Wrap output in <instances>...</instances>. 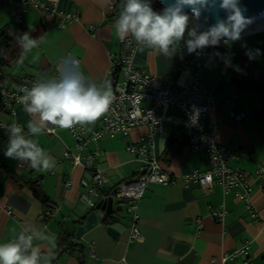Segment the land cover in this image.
I'll list each match as a JSON object with an SVG mask.
<instances>
[{"label": "crops", "instance_id": "0c3cea01", "mask_svg": "<svg viewBox=\"0 0 264 264\" xmlns=\"http://www.w3.org/2000/svg\"><path fill=\"white\" fill-rule=\"evenodd\" d=\"M41 1L54 6L57 13H73L78 18L60 29L56 26L58 17L28 8L22 21L16 23L15 0H0V13L9 9L5 19L10 21L4 25L10 24L13 29L17 49L15 61L0 66L3 87L15 91L26 78L53 77L59 60L65 56L79 60L81 72L91 80L111 81L110 56L120 53V40L112 28L120 0ZM24 32H30L33 38L42 36L45 43L22 57L15 35ZM241 35V41L225 46L231 67H225L224 62L213 64L203 74L201 83L214 99L203 127L216 128L219 143L238 148L228 164L246 176L248 202L233 191L224 193L218 185L206 193L197 183H187L185 177L204 170L207 161L189 148L181 125L164 122L162 134L153 138L154 154L174 182L147 185L135 211L142 240L130 242L134 214L118 187L137 177L139 161L132 158L127 148L146 140L148 128L138 125L128 134L103 135L96 145L91 144L80 153L84 156L97 148L100 156L95 166L106 178V187L90 199L91 172L63 155L67 150L78 153L68 129L48 125L53 133L46 130L28 137L55 160L51 170L33 169L27 163L5 157L8 126L19 124L27 133V124L33 117L22 104L6 108L0 99V242L26 230L34 238V247L54 253L51 264H79L80 260L83 264H219L223 255L244 245L248 254L235 257L230 264H264V176L257 172L264 167V119L256 114L262 108V100L261 92L254 87L264 86V28ZM242 43L259 49L261 56L249 61ZM180 61L181 54L168 58L148 48H136L133 66L166 83L168 74ZM235 66L242 71L235 72ZM239 111L248 112L247 118L237 120L234 115ZM168 115L179 117L180 113L169 109ZM23 181L38 182L42 193L35 194L29 186L20 185ZM6 206L11 208L10 214ZM221 207L226 215L217 221L211 213ZM47 209L53 211L52 215L39 220ZM62 234L72 237L78 245L76 251L56 253L57 239Z\"/></svg>", "mask_w": 264, "mask_h": 264}, {"label": "built area", "instance_id": "2783aa9c", "mask_svg": "<svg viewBox=\"0 0 264 264\" xmlns=\"http://www.w3.org/2000/svg\"><path fill=\"white\" fill-rule=\"evenodd\" d=\"M28 8L40 11L48 17H58L56 25L60 29L66 27V23L76 20L78 16L71 13H57L54 6L41 0H15V22L22 21L23 14ZM223 45V44H222ZM181 47L184 53L181 61L167 76L166 83L152 77L133 66V59L137 46L135 43L120 41V53L117 57L110 56L108 73L111 76V87L114 100L109 111L91 124L76 125L68 129L75 140L74 148L77 154L69 150L64 152L65 158H70L74 165H81L91 172L93 187L88 191V198L98 195V190L106 187V178L102 170L95 166L100 154L97 148L89 150L86 155L81 156L89 145H96L103 135L114 136L116 134H128L129 131L138 125H145L148 128V137L138 144L128 145V151L133 159L139 161L137 177L129 182L122 183L118 187L120 195L126 199L129 210L133 212V223L129 231V241H141L142 236L137 228L138 215L135 214L137 201L144 193L148 184H172L174 179L171 174L165 171L159 164L154 154L153 138L161 135L164 122L177 123L182 127V134L185 135L189 148L199 153L207 161V167L201 171H194L185 177L187 183H197L204 192L212 187L221 186L224 193L233 191L239 199L248 198V182L246 176L238 170L229 166V161L234 159L238 148L232 144H221L216 138V128L206 130L203 127V120L214 104L213 97L204 89L201 78L210 67L219 63V57H214L209 63L208 56L213 53V47L203 49V54H188L183 43ZM201 50H197L200 52ZM228 67H231L229 61ZM57 72H54V76ZM39 78H26L22 80L19 88L9 91L0 83V99L6 108H12L19 102L22 95V88H30ZM205 109L199 118L198 126L192 127L188 123L190 106ZM176 109L180 116H169L168 110ZM248 112L239 111L234 117L237 120H244ZM96 128V126H99ZM53 133L54 131H47ZM83 157V158H82ZM83 160V161H82ZM257 172L264 176V167H259ZM242 189V191H240ZM10 214L11 208L5 207ZM53 211L48 209L39 217L43 220L52 215ZM226 211L221 207L211 213V217L222 221ZM248 247L242 246L229 255H223L219 264H230L235 257L246 256Z\"/></svg>", "mask_w": 264, "mask_h": 264}, {"label": "clouds", "instance_id": "9594fccd", "mask_svg": "<svg viewBox=\"0 0 264 264\" xmlns=\"http://www.w3.org/2000/svg\"><path fill=\"white\" fill-rule=\"evenodd\" d=\"M163 7L153 9V0H120V11L112 28L121 42L135 43L138 50L148 48L168 58L184 53H196L199 57L203 49L230 46L241 41L244 33L256 20L246 16L247 9L240 0H160ZM223 12L224 16L218 15ZM203 13V15H202ZM264 15V14H261ZM210 18L215 22L209 27ZM21 49V56L45 43L42 36L33 38L30 32L15 35ZM245 55L249 61L261 56L259 49L248 48ZM201 50L197 52V50ZM219 56L225 67L227 57L219 52L208 56L211 63ZM239 73V66L234 67ZM53 77H40L30 88H22L19 102L24 111L33 117L27 124V133L19 124L8 126V142L5 157L27 163L33 169L42 171L55 167V160L48 156L38 142L28 137L52 131L51 125L62 130L73 129L76 125L91 124L105 115L114 100L111 81L105 79L97 83L86 77L80 70V62L72 56L62 57ZM202 109L190 106L188 123L198 126ZM33 236L20 231L14 238L0 242V264H51L53 252H42L34 247Z\"/></svg>", "mask_w": 264, "mask_h": 264}, {"label": "trees", "instance_id": "16d2710c", "mask_svg": "<svg viewBox=\"0 0 264 264\" xmlns=\"http://www.w3.org/2000/svg\"><path fill=\"white\" fill-rule=\"evenodd\" d=\"M120 7L121 4L120 6H118L117 9L120 10ZM160 9L161 8H155L154 10L159 11ZM13 41V29H11L10 24H6L2 28H0V66L9 65L15 61L17 56V49L15 48ZM211 52H219L221 56L227 57L226 47L222 44L219 47L213 48ZM220 62L223 63V60L220 59ZM254 87H257V89L261 92L260 98L262 100V108L258 109L256 114H258L259 117L264 119V86L259 85ZM20 183V185L29 186V188L35 194H37V192L42 193L40 191V185H38V182L36 181L33 183H31V181H23ZM38 196L42 199L44 204H47V200L45 199L43 194H40ZM77 247L78 245L73 242L72 237L70 235L62 234L57 239L56 253H73L74 251H76ZM79 264H83V260H80Z\"/></svg>", "mask_w": 264, "mask_h": 264}, {"label": "water", "instance_id": "95a60500", "mask_svg": "<svg viewBox=\"0 0 264 264\" xmlns=\"http://www.w3.org/2000/svg\"><path fill=\"white\" fill-rule=\"evenodd\" d=\"M155 2L158 5H163L161 4L160 0H155ZM220 3V0H217V4ZM240 4L242 7H245L247 9L246 16L248 17H256L255 22L242 34L245 33H251L260 29L264 28V0H240ZM203 15V13H202ZM221 17L224 16V13L221 11L218 13ZM209 27L211 26L212 23L215 22L214 18H210L209 20Z\"/></svg>", "mask_w": 264, "mask_h": 264}, {"label": "rangeland", "instance_id": "374dc122", "mask_svg": "<svg viewBox=\"0 0 264 264\" xmlns=\"http://www.w3.org/2000/svg\"><path fill=\"white\" fill-rule=\"evenodd\" d=\"M152 7H153V9H155V8H162V6L161 5H158L156 2H155V0H153V4H152ZM8 7H6L3 11H5V12H1L0 13V27L1 26H3L5 23H8L10 20V18L7 20V19H5V17H6V15L8 14ZM13 24H15L14 22H13ZM12 24V25H13ZM15 26V25H14Z\"/></svg>", "mask_w": 264, "mask_h": 264}]
</instances>
